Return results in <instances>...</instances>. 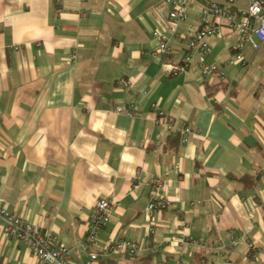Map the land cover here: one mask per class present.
Wrapping results in <instances>:
<instances>
[{"label":"crops","instance_id":"1","mask_svg":"<svg viewBox=\"0 0 264 264\" xmlns=\"http://www.w3.org/2000/svg\"><path fill=\"white\" fill-rule=\"evenodd\" d=\"M206 1L227 0H189L170 40L176 61ZM169 10L165 0H0V204L52 230L80 261L90 215L107 196L110 219L90 249L125 237L156 252L109 253L100 264H264V41L245 47V64L233 62L236 34L224 28L208 38L207 57L224 78H205L196 52L170 74L153 36L170 34ZM129 105L131 114L118 110ZM185 126L188 140L166 147ZM247 175H258L253 186ZM157 178L170 203L149 211ZM182 234L207 245L182 243ZM37 263L0 221V264Z\"/></svg>","mask_w":264,"mask_h":264},{"label":"built area","instance_id":"2","mask_svg":"<svg viewBox=\"0 0 264 264\" xmlns=\"http://www.w3.org/2000/svg\"><path fill=\"white\" fill-rule=\"evenodd\" d=\"M170 5V10L164 16L169 35L161 30H154L153 36L158 39L157 52L162 54V68L170 74H175L190 66L193 53H197L198 64L205 78L218 76L224 78L225 71L215 62L207 61L211 51L208 40L211 36L222 37L224 28H228L236 34V40L231 45V61L246 63L245 47L250 46L258 50L264 41V0H249L245 7H237L234 0H227L224 3L217 1H206L202 3L197 11L196 22L190 23L181 40L187 50L186 56L176 61L172 55L173 48L170 40L177 37L178 25L188 18L189 0H165ZM71 59L76 57L75 51L70 54ZM123 84H129L128 79L120 80ZM137 108L136 105L119 106L118 110L131 114ZM157 121H162L165 115L163 110L157 111ZM192 132L191 127L185 126L182 131V142L188 140ZM1 178V171H0ZM163 187L162 181L157 178L150 192L147 209L162 210L170 200L160 193ZM114 201L107 196L100 197L90 215L88 229L82 248L86 251L87 257L84 260H76L71 255L69 245L55 241L54 233L50 229H43L40 225L28 221L21 214L8 209L0 204V221L6 235L16 240L26 242L38 258L37 264H100L103 256L109 253L120 252L126 255H136L142 251L156 252L155 247H145L140 241L125 237L110 240L103 250H92L90 245L97 244L99 233L102 227L109 221V210L113 207ZM236 233L231 235L230 246L238 242ZM181 242H187L201 250L207 245L205 240L190 237L182 234ZM250 256L257 258L258 247L254 240L247 241ZM164 264H184L181 260L165 261Z\"/></svg>","mask_w":264,"mask_h":264},{"label":"trees","instance_id":"3","mask_svg":"<svg viewBox=\"0 0 264 264\" xmlns=\"http://www.w3.org/2000/svg\"><path fill=\"white\" fill-rule=\"evenodd\" d=\"M211 89L212 88H226L227 85L225 82H221V83H216L215 85L209 86ZM182 134L181 132H172L170 133V135L168 136L167 140H166V147H168L171 150H177L181 141H182ZM258 177V175L256 176H252V175H247L242 177L247 186H253L255 184L256 178ZM137 255V254H136ZM133 255V256H136ZM196 257L198 258V255H196ZM148 258H152L151 254H148ZM198 260H201V258H198ZM231 264H237V263H231Z\"/></svg>","mask_w":264,"mask_h":264}]
</instances>
